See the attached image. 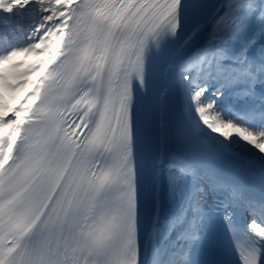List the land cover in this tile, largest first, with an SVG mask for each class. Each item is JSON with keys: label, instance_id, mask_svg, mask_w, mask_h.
<instances>
[{"label": "snow or ice", "instance_id": "obj_1", "mask_svg": "<svg viewBox=\"0 0 264 264\" xmlns=\"http://www.w3.org/2000/svg\"><path fill=\"white\" fill-rule=\"evenodd\" d=\"M0 264H264V0H0Z\"/></svg>", "mask_w": 264, "mask_h": 264}]
</instances>
